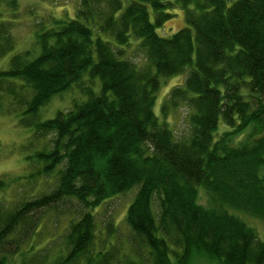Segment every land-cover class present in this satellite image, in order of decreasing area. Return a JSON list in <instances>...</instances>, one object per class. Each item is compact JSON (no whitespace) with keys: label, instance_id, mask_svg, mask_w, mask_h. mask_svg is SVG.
Wrapping results in <instances>:
<instances>
[{"label":"trees","instance_id":"trees-1","mask_svg":"<svg viewBox=\"0 0 264 264\" xmlns=\"http://www.w3.org/2000/svg\"><path fill=\"white\" fill-rule=\"evenodd\" d=\"M175 8L187 26L162 36ZM9 31L0 28V56L14 49ZM36 38L37 55L16 53L0 70V102L23 107L37 142L52 138L25 157L35 171L16 182L32 189L5 201L0 179V264L22 251L32 258L22 264H264V237L242 217L264 221V0H81L75 17ZM133 46L145 64L128 54ZM86 73L100 79L99 94ZM181 73L161 107L165 116L182 103L192 110L193 130L179 140L155 107L163 79ZM74 85L88 99L39 121L40 108ZM50 177L49 188L38 183ZM134 188L129 250L113 242V224L97 231L95 213ZM200 189L212 206L198 202ZM70 203L80 210L64 246L37 255L47 215Z\"/></svg>","mask_w":264,"mask_h":264},{"label":"rangeland","instance_id":"rangeland-1","mask_svg":"<svg viewBox=\"0 0 264 264\" xmlns=\"http://www.w3.org/2000/svg\"><path fill=\"white\" fill-rule=\"evenodd\" d=\"M81 0H0V28L2 25L9 28L11 38L14 43V49L5 56H0V70L8 69L10 66L11 57L28 49L37 50L34 54L39 53V46L37 44L36 32L42 27L51 26L54 19H64L68 17H75L78 6ZM175 15L166 22L162 27H158V33L162 36H171L179 29L187 26L185 12L181 8H175ZM133 43L137 44L140 40L132 38ZM129 55L135 63L139 66L145 64L146 56L143 50L133 46ZM84 81L90 84L95 94L101 91V83L99 78H94L91 81L89 73L84 74ZM186 78V75L179 74L163 79L162 87L157 95V102L155 112L163 122H168L171 129L175 132L177 139L181 140L187 138L192 130L191 113L192 110L184 103H182L176 110L171 111L166 116L163 115L161 107L163 102L168 98L173 87L181 85ZM18 81V80H17ZM22 82V81H18ZM88 99V95L82 93L77 85H74L68 91L62 92L52 97V99L43 105L38 113V120L45 121L54 118L61 110H67L75 104H80ZM29 117L23 114V107L13 104V102L4 97L0 102V179L7 181V189L4 193L5 201L12 200L14 195L21 190H30L33 184L17 183V179L23 174H29L35 171L34 165L29 166L25 157L36 149L49 147L52 137L44 138L38 142L33 139L34 126H28L24 121H28ZM221 132L224 131L225 126L221 123ZM250 130L244 132L247 135ZM244 135H238L237 140L244 138ZM33 145L31 146V144ZM261 175L264 177V169L261 170ZM38 183L43 182L44 188L50 187V179L39 178ZM10 184H9V183ZM39 187H41L39 185ZM38 187V188H39ZM34 187L33 189H38ZM138 188H134L122 195H119L106 203L102 204L96 209L95 217L97 221V231L104 230L108 224H113L117 227V234L113 238V242L119 245H125L126 249L131 250L128 243L131 231L126 222V213L133 201ZM198 202L206 207L212 206V200L204 189H200ZM157 210V207L155 206ZM63 212L49 213L47 215L48 221L45 229L34 238V242L44 250L36 251L37 255L43 257L47 252H56L61 246H64L66 239L65 227L68 224L70 217L75 216L80 210L78 204H69L63 207ZM247 223L253 226L260 236L264 237V221L253 218L248 215H242ZM56 223V224H53ZM99 237V236H98ZM102 235L98 238V244L102 241ZM24 251L15 256L16 264L32 259ZM41 257V258H42ZM48 257V256H47ZM35 264V263H33ZM190 264H213L206 257L195 258Z\"/></svg>","mask_w":264,"mask_h":264}]
</instances>
